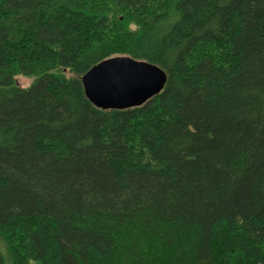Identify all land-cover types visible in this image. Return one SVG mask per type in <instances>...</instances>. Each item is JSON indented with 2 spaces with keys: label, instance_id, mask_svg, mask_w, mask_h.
<instances>
[{
  "label": "trees",
  "instance_id": "trees-1",
  "mask_svg": "<svg viewBox=\"0 0 264 264\" xmlns=\"http://www.w3.org/2000/svg\"><path fill=\"white\" fill-rule=\"evenodd\" d=\"M119 56L162 93L97 108ZM7 262L264 264V0H0Z\"/></svg>",
  "mask_w": 264,
  "mask_h": 264
},
{
  "label": "water",
  "instance_id": "water-1",
  "mask_svg": "<svg viewBox=\"0 0 264 264\" xmlns=\"http://www.w3.org/2000/svg\"><path fill=\"white\" fill-rule=\"evenodd\" d=\"M81 80L86 96L97 108L128 110L161 94L167 74L155 64L119 56L95 65Z\"/></svg>",
  "mask_w": 264,
  "mask_h": 264
},
{
  "label": "rangeland",
  "instance_id": "rangeland-1",
  "mask_svg": "<svg viewBox=\"0 0 264 264\" xmlns=\"http://www.w3.org/2000/svg\"><path fill=\"white\" fill-rule=\"evenodd\" d=\"M33 79L30 78H25V77H19L17 79V83L22 86V87H28L30 86V84L32 83ZM7 264H10L9 262H7ZM33 264H38L37 262H33Z\"/></svg>",
  "mask_w": 264,
  "mask_h": 264
}]
</instances>
